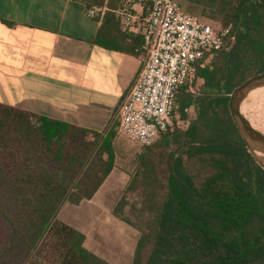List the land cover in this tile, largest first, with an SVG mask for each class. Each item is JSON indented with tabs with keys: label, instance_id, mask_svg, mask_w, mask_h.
I'll list each match as a JSON object with an SVG mask.
<instances>
[{
	"label": "trees",
	"instance_id": "trees-1",
	"mask_svg": "<svg viewBox=\"0 0 264 264\" xmlns=\"http://www.w3.org/2000/svg\"><path fill=\"white\" fill-rule=\"evenodd\" d=\"M80 1L98 8L95 42L123 47L110 11L123 0ZM206 1L212 16H199L230 31L196 65L194 92L180 87L172 125L136 155L125 188L135 199L113 208L139 231L132 264H264V167L228 107L233 88L264 71V0ZM114 139L0 103V264H110L56 214L93 197L117 162Z\"/></svg>",
	"mask_w": 264,
	"mask_h": 264
},
{
	"label": "crops",
	"instance_id": "crops-1",
	"mask_svg": "<svg viewBox=\"0 0 264 264\" xmlns=\"http://www.w3.org/2000/svg\"><path fill=\"white\" fill-rule=\"evenodd\" d=\"M85 7L80 0H0V103L102 135L114 132L116 141L120 134L115 110L141 69L142 58L134 50H142V35L119 28L129 36L124 42L128 47H102L95 42L98 21L86 14ZM97 192L77 205L95 203ZM96 203L104 208L103 202ZM113 208L108 212L116 217ZM104 225L130 231L132 249L120 235L119 250L109 258L111 253L92 246L93 240L107 241L103 224L85 230L71 226L83 233L84 246L106 262L119 264L122 253L132 261L139 232L124 221ZM92 230H97L95 236Z\"/></svg>",
	"mask_w": 264,
	"mask_h": 264
},
{
	"label": "built area",
	"instance_id": "built-area-1",
	"mask_svg": "<svg viewBox=\"0 0 264 264\" xmlns=\"http://www.w3.org/2000/svg\"><path fill=\"white\" fill-rule=\"evenodd\" d=\"M85 11L94 18L98 8L86 6ZM111 11L121 31L141 33L143 52L141 69L115 110L117 130L141 146H150L172 125L180 87L187 85L194 92L196 65L210 61L231 25L214 27L184 11L177 0H124ZM188 122L181 121L183 128Z\"/></svg>",
	"mask_w": 264,
	"mask_h": 264
},
{
	"label": "rangeland",
	"instance_id": "rangeland-1",
	"mask_svg": "<svg viewBox=\"0 0 264 264\" xmlns=\"http://www.w3.org/2000/svg\"><path fill=\"white\" fill-rule=\"evenodd\" d=\"M177 1L184 11L205 17L212 16L210 15V11H212L211 8L213 10L214 8L206 0H203L202 4H197L191 0ZM240 108L242 113L251 121V123L264 133V85L257 86L249 90L243 97ZM187 113L189 118L193 117V108H188ZM176 124L177 126H184L181 121H177ZM119 134L120 136L118 135V139L116 140V168L110 174L105 183L98 189L97 194L94 196L95 203L82 202L80 205H77L65 201L61 204L56 214L57 219L65 221L70 225L75 226V228L77 227L83 230L99 229V227L95 226L103 224L104 228H106L104 231V234L107 237V241H105L106 244L93 240L92 246L107 253H111L113 250L117 251L118 246H120L119 241H121L120 235L125 236V238H123L124 244L128 245L130 250L134 245L130 231L127 234L126 232L120 231L111 225H104L123 221L122 219L114 217L108 212L109 208L111 209L114 207L116 202L123 194L126 195L129 200L135 199L136 197L134 193H125V188L130 180L131 175L135 171L136 155L142 150L143 147L130 140L125 135L121 133ZM96 200L103 202V204L100 205H104V208L97 207ZM125 210L127 211V206L125 207ZM96 231L97 230L91 231L92 236H95ZM122 255L123 256H119V264H132L131 256H127V253H122ZM114 256L115 255L112 253L111 255H107L109 258H113Z\"/></svg>",
	"mask_w": 264,
	"mask_h": 264
},
{
	"label": "water",
	"instance_id": "water-1",
	"mask_svg": "<svg viewBox=\"0 0 264 264\" xmlns=\"http://www.w3.org/2000/svg\"><path fill=\"white\" fill-rule=\"evenodd\" d=\"M262 85H264V71L249 76L233 88L229 94L228 107L247 148L257 162L264 167V133L255 128L240 109L245 94L252 88Z\"/></svg>",
	"mask_w": 264,
	"mask_h": 264
},
{
	"label": "bare ground",
	"instance_id": "bare-ground-1",
	"mask_svg": "<svg viewBox=\"0 0 264 264\" xmlns=\"http://www.w3.org/2000/svg\"><path fill=\"white\" fill-rule=\"evenodd\" d=\"M254 126V125H253ZM255 128H257L256 126H254ZM258 129V128H257Z\"/></svg>",
	"mask_w": 264,
	"mask_h": 264
}]
</instances>
